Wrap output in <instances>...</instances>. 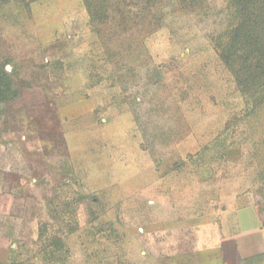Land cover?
<instances>
[{
    "label": "rangeland",
    "instance_id": "obj_1",
    "mask_svg": "<svg viewBox=\"0 0 264 264\" xmlns=\"http://www.w3.org/2000/svg\"><path fill=\"white\" fill-rule=\"evenodd\" d=\"M0 69V264H236L264 232V0H0Z\"/></svg>",
    "mask_w": 264,
    "mask_h": 264
},
{
    "label": "crops",
    "instance_id": "obj_2",
    "mask_svg": "<svg viewBox=\"0 0 264 264\" xmlns=\"http://www.w3.org/2000/svg\"><path fill=\"white\" fill-rule=\"evenodd\" d=\"M231 249L236 264H239L242 259H249L250 256H257L264 254V232L260 230V226H256V229L252 231L246 238L240 237L237 240H233L231 246H228ZM228 249V250H229ZM250 250V254L245 256L242 251Z\"/></svg>",
    "mask_w": 264,
    "mask_h": 264
},
{
    "label": "trees",
    "instance_id": "obj_3",
    "mask_svg": "<svg viewBox=\"0 0 264 264\" xmlns=\"http://www.w3.org/2000/svg\"><path fill=\"white\" fill-rule=\"evenodd\" d=\"M1 82L4 86V90L0 88V103H6L11 98L12 95H15L13 76L6 72L4 69H0V86ZM13 90V91H12Z\"/></svg>",
    "mask_w": 264,
    "mask_h": 264
}]
</instances>
